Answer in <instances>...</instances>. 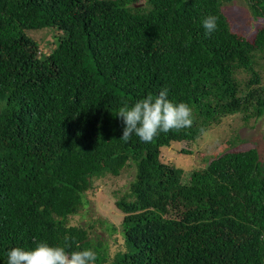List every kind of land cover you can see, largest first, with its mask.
Here are the masks:
<instances>
[{"label": "trees", "instance_id": "obj_1", "mask_svg": "<svg viewBox=\"0 0 264 264\" xmlns=\"http://www.w3.org/2000/svg\"><path fill=\"white\" fill-rule=\"evenodd\" d=\"M228 1L0 0V264L40 242L91 249L95 264H264L259 150L188 172L161 160L172 142L264 109V24L252 40L233 30ZM244 1L264 20V0ZM209 15L217 30L206 35ZM34 30L54 46L44 51ZM164 88L192 126L121 140L119 108ZM127 168L129 188L113 193L119 222H73L96 180ZM97 222L118 235L114 254L92 238Z\"/></svg>", "mask_w": 264, "mask_h": 264}, {"label": "rangeland", "instance_id": "obj_2", "mask_svg": "<svg viewBox=\"0 0 264 264\" xmlns=\"http://www.w3.org/2000/svg\"><path fill=\"white\" fill-rule=\"evenodd\" d=\"M233 30L252 40L264 20H255L251 10L244 0L228 1L222 7ZM31 36L41 41L44 51L54 46L48 43L50 35L45 31H29ZM45 36V37H44ZM44 37L45 41L42 40ZM264 74V66L262 68ZM258 117L247 119L241 114H232L214 123L197 140L172 142L170 146L162 147L161 160L183 168L186 172L205 167L213 156L226 151H246L256 147L260 152V159L264 162V109ZM135 168H127L118 177L107 175L97 179L96 192L86 193L88 202L81 213L74 216L73 222L89 224L96 217H104L112 222H119L115 208L116 195H122L129 188ZM107 221V219H105ZM115 223V222H114ZM107 224V223H106ZM110 225V223H108ZM92 238L103 240L111 245L112 254L119 249L118 235L113 236L103 223H98L92 231Z\"/></svg>", "mask_w": 264, "mask_h": 264}, {"label": "clouds", "instance_id": "obj_3", "mask_svg": "<svg viewBox=\"0 0 264 264\" xmlns=\"http://www.w3.org/2000/svg\"><path fill=\"white\" fill-rule=\"evenodd\" d=\"M206 35L217 30V18L207 16L202 21ZM119 116L125 127L121 140L128 142L133 135L143 143H151L161 132L189 128L193 124L192 109L186 103H173L168 99V89L157 96L148 95L129 106L119 108ZM67 239V238H66ZM96 253L91 249L66 252L65 247L38 243L35 248L25 250L14 247L7 252V264H95Z\"/></svg>", "mask_w": 264, "mask_h": 264}]
</instances>
